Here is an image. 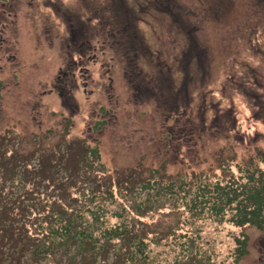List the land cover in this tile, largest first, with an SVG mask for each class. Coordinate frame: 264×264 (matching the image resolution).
<instances>
[{
    "label": "rangeland",
    "instance_id": "374dc122",
    "mask_svg": "<svg viewBox=\"0 0 264 264\" xmlns=\"http://www.w3.org/2000/svg\"><path fill=\"white\" fill-rule=\"evenodd\" d=\"M6 2L17 14L7 13L0 25L16 55L0 57L4 235L16 233L19 222L30 227L41 205L102 190L106 182L122 200L120 190L130 189L124 182L141 184L151 169L224 180L237 163L261 162L264 0ZM143 40L140 76L132 48ZM95 54L103 57H84ZM99 121L105 124L97 129ZM89 146H98L101 158L88 175L80 164ZM45 174L55 176L56 185L42 181ZM180 212L157 209L139 226L160 234L161 244L153 247L159 259L174 256L164 238ZM107 217L111 225L118 221ZM201 225L212 263H232L242 231L250 237L249 253L238 264L264 261V233L256 227ZM3 242L0 264H29L15 235ZM10 252L21 257L18 263ZM70 253L34 264H71Z\"/></svg>",
    "mask_w": 264,
    "mask_h": 264
},
{
    "label": "trees",
    "instance_id": "16d2710c",
    "mask_svg": "<svg viewBox=\"0 0 264 264\" xmlns=\"http://www.w3.org/2000/svg\"><path fill=\"white\" fill-rule=\"evenodd\" d=\"M146 47L143 40L133 46L132 52H144ZM143 72L139 68L140 76ZM104 124L105 121L97 122V129ZM260 156L261 162L237 163V171L224 180L207 175L169 177L160 169H151L150 177L141 184L124 182L130 189L120 190L122 200L112 182H106L102 190L91 189L78 197L69 196L67 201L41 205L40 215L30 227L19 222L17 232L9 236L15 235L17 243H24L22 255L26 260L29 258L26 262L29 264L50 258L58 251L71 252L68 260L71 264L81 259L91 264L98 259L104 264H215L204 245L202 222L235 228L253 226L264 233V155ZM100 158L98 146H89L80 167L87 169L89 175ZM98 170L105 171V166L99 164ZM41 180L56 185L57 178L45 174ZM164 208L181 210L178 224L164 238L171 240L166 243L173 247L171 259L154 255L153 247L162 242L159 233L151 236L139 229L150 212ZM108 215L116 218L117 223L109 224ZM7 227V223L0 226L1 235L7 232ZM241 233L235 240L231 264H238L249 253L250 237ZM4 236L0 240L1 250L6 248L3 239H9L8 234ZM10 255L17 263L20 261V256L15 257L12 252Z\"/></svg>",
    "mask_w": 264,
    "mask_h": 264
},
{
    "label": "flooded vegetation",
    "instance_id": "af4514ba",
    "mask_svg": "<svg viewBox=\"0 0 264 264\" xmlns=\"http://www.w3.org/2000/svg\"><path fill=\"white\" fill-rule=\"evenodd\" d=\"M6 1L7 0H5V1L0 0V25H6L7 19H6L5 15L7 13L10 15L12 13L17 14V12L13 11L15 9L6 5L7 4ZM115 55L116 54H113L112 57H116ZM134 55H135V58L137 59V64H138L137 66L140 68V72H142V70L144 71V69L141 68L139 57H137V54H134ZM145 55H147V54H145ZM0 57H16V55L14 54V48L12 51H10L9 47L6 45L5 35H4V37L2 35H0ZM80 57H83V56H80ZM84 57H103V56L95 54V55L84 56ZM150 63L153 66V61ZM0 68H1V66H0Z\"/></svg>",
    "mask_w": 264,
    "mask_h": 264
}]
</instances>
